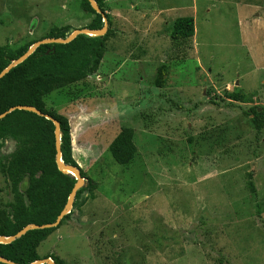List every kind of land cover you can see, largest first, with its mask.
Masks as SVG:
<instances>
[{
  "label": "rangeland",
  "instance_id": "374dc122",
  "mask_svg": "<svg viewBox=\"0 0 264 264\" xmlns=\"http://www.w3.org/2000/svg\"><path fill=\"white\" fill-rule=\"evenodd\" d=\"M104 2L114 32L98 69L43 97L68 119L95 198L38 254L65 264H264V129L250 121V108L264 106V0ZM179 16L193 17L194 35L176 44L167 30ZM91 17L80 0H0V44ZM232 90L251 101L226 99ZM123 126L136 145L124 166L108 148ZM6 191L0 174V202Z\"/></svg>",
  "mask_w": 264,
  "mask_h": 264
},
{
  "label": "trees",
  "instance_id": "16d2710c",
  "mask_svg": "<svg viewBox=\"0 0 264 264\" xmlns=\"http://www.w3.org/2000/svg\"><path fill=\"white\" fill-rule=\"evenodd\" d=\"M95 1L101 14L94 11L87 0H80V7L92 15L84 28L100 29L105 17L108 28L103 36L78 34L68 43L41 44L0 78V113L15 105H29L56 119L60 129V158L64 164L77 167L84 178V184L75 192L69 213L61 218L57 226L29 229L10 243H0V256L17 264H30L46 257L51 258L55 264H65L63 259L52 253L40 256L37 248L88 200L95 198L97 184L73 157L68 119L56 110L46 108L43 100L51 91L83 80L98 69L106 51L107 40L114 29L104 0ZM72 31L67 25L53 27L39 39L66 38ZM167 32L176 44L187 41L194 35L193 17H176ZM39 39L17 46L0 44V72ZM166 76L167 65L162 63L157 68L153 86H164ZM224 96L240 103L251 101L245 93L236 90L225 91ZM250 112V121L254 127L257 130L264 129V106H252ZM133 136L134 129L123 126L109 143L111 157L122 166L128 165L134 158L136 145ZM6 141L14 142L15 146L12 151L4 154L2 148ZM55 154L54 126L49 119L18 109L0 119V174L8 194V199L0 202V235L11 236L31 223H52L64 208L76 179L72 174L57 168ZM247 184L254 193L253 182L249 179Z\"/></svg>",
  "mask_w": 264,
  "mask_h": 264
},
{
  "label": "water",
  "instance_id": "95a60500",
  "mask_svg": "<svg viewBox=\"0 0 264 264\" xmlns=\"http://www.w3.org/2000/svg\"><path fill=\"white\" fill-rule=\"evenodd\" d=\"M91 6V8L96 11L97 13H102L101 9L99 8L98 4L96 3L95 0H87ZM108 28V23L105 19V17H103V26L100 29H89V28H81V29H75L73 30L66 38H43V39H39L36 40L35 42H33L31 44V46H29V48L26 50V52H24L21 56H19L18 58L12 60L1 72H0V78L6 73L8 72L9 69H11L12 67H14L15 65L19 64L20 62H22L29 54H31L35 48L41 44H45V43H68L70 42L73 38H75L78 34H86V35H90V36H103ZM18 109V110H26V111H31L37 115L43 116L46 119H49L50 121H52L53 126H54V139H55V150H56V154H55V163L57 165V168L64 172V173H70L72 174L75 179L76 182L72 187V190L68 196L67 202L64 206V208L61 210V212L58 214V216L56 217L55 221L52 223H45V224H27L24 227H22L19 231H17L15 234L5 237L3 235H0V243H10L11 241L15 240L16 238L20 237L21 235H23L26 231H28L29 229H39V228H48V227H55L59 224L61 218L69 213L70 209H71V204L75 195L76 190L81 187L84 184V178L80 175L79 169L77 167H74L72 165H67L64 164L60 158V139H59V135H60V129H59V122L54 119L52 116H50L49 114L43 113L40 110L36 109L33 106H29V105H15L10 107L9 109H7L6 111L0 113V119L3 118L6 114H8L9 112ZM0 262L5 263V264H17L14 263L8 259H5L3 257L0 256ZM55 264L53 262V260L49 257L46 258H39L37 260H35L34 262L30 263V264Z\"/></svg>",
  "mask_w": 264,
  "mask_h": 264
}]
</instances>
